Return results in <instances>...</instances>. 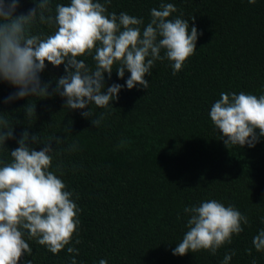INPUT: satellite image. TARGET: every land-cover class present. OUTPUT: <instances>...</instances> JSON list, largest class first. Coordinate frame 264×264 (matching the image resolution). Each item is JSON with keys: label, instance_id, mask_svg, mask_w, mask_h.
Segmentation results:
<instances>
[{"label": "trees", "instance_id": "1", "mask_svg": "<svg viewBox=\"0 0 264 264\" xmlns=\"http://www.w3.org/2000/svg\"><path fill=\"white\" fill-rule=\"evenodd\" d=\"M38 2L20 0L15 15L27 14ZM69 3L50 0L51 12L45 16L54 17L57 4ZM161 3L173 4L177 12L172 18L188 20L202 33L196 53L175 75L170 61H155L145 76L148 89L125 86L107 109H85L92 108L94 117L105 113L98 128L81 110L65 109V98L55 94L56 81L66 75L63 65L46 62L40 74L42 84H51L48 98L6 102L17 89L0 80V113L14 128V138L0 146V160L11 161L10 151L24 131L40 136L41 143L30 141L37 151L53 142L49 170L62 179L80 209L78 231L69 245L53 254L26 234L32 252L20 264H71L73 258L77 264L102 259L107 264H222L232 251L229 264H264V251L253 244L264 230V137L254 148L229 149L209 115L221 92L264 95V0H111L106 7L109 14L143 19V30L151 9L159 10ZM30 31L44 38L56 26L37 17ZM80 59L94 67L92 56ZM129 76L126 71L122 80L114 70L109 79L105 73V88L124 85ZM29 101L36 107L30 120L24 111ZM213 199L245 215L244 230L214 256L207 250L173 255L188 230L184 209ZM68 247L79 255L68 253Z\"/></svg>", "mask_w": 264, "mask_h": 264}, {"label": "clouds", "instance_id": "2", "mask_svg": "<svg viewBox=\"0 0 264 264\" xmlns=\"http://www.w3.org/2000/svg\"><path fill=\"white\" fill-rule=\"evenodd\" d=\"M249 2L255 4L256 0ZM110 3L111 0H70L68 5H56L54 17H46L45 12H51L50 0H39L37 7L19 16L15 13L20 0H0V80L17 89L6 102L48 98L51 84H42L40 74L46 69V62L57 68L63 65L66 75L56 81L55 94L65 98V109L81 110V115L98 128L105 113L94 117L92 108L85 109L93 105L107 109L125 86L129 90L137 85L148 89L145 76L151 75L155 61H170L175 75L196 53L198 35L202 33L188 20L172 18L177 12L173 4L161 3L159 10L151 9V20L142 30L143 19L124 12L119 16L115 12L109 14L106 5ZM37 17L42 24H54V34L44 38L31 34ZM194 21L195 18L193 24ZM86 55L92 56L94 67L80 59ZM114 70L122 80L126 71L130 76L124 85L105 88V73L110 79ZM24 111L30 120L36 107L29 101ZM209 115L229 149L254 148L264 137V95L221 92ZM13 138L14 128L0 113V146L5 147V142ZM30 141L41 143L40 136L30 137L24 131L17 141L19 146L10 151L11 161L0 160V264H20L25 253L31 255L32 249L24 239L26 234L51 253H59L71 243L80 224V209L73 194L49 170L56 151L53 142L43 143L44 147L37 151ZM60 142L56 137L55 143ZM123 145L121 141L120 146ZM184 212L189 217L188 230L173 250L176 256L201 250L214 256L219 248L231 243L233 234L244 230L242 224H248V218L234 206L214 199L186 207ZM76 243H80L79 239ZM253 244L257 251H264V230L253 238ZM67 251L79 255L75 247H68ZM233 255L234 251L226 254L222 264H229ZM25 264L32 262L27 260ZM71 264H77L75 258ZM99 264L107 261L102 259Z\"/></svg>", "mask_w": 264, "mask_h": 264}]
</instances>
